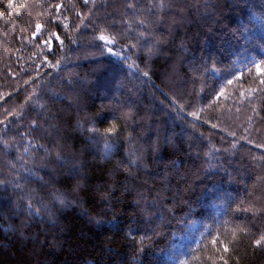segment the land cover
<instances>
[{
  "label": "trees",
  "instance_id": "1",
  "mask_svg": "<svg viewBox=\"0 0 264 264\" xmlns=\"http://www.w3.org/2000/svg\"><path fill=\"white\" fill-rule=\"evenodd\" d=\"M262 81L264 0H0V264H264Z\"/></svg>",
  "mask_w": 264,
  "mask_h": 264
},
{
  "label": "snow or ice",
  "instance_id": "2",
  "mask_svg": "<svg viewBox=\"0 0 264 264\" xmlns=\"http://www.w3.org/2000/svg\"><path fill=\"white\" fill-rule=\"evenodd\" d=\"M85 2H87V0H85ZM141 23H143V22H141ZM149 51H151V49H149ZM261 83H264V81H262ZM105 147L107 148L109 146L106 144ZM51 195H52V199L54 201H58L61 205H63L65 203L61 196H57L55 193H52ZM45 207H47V206L45 205ZM29 208H32L31 204H29ZM33 211L35 212L36 215H39L40 210L38 208H33ZM262 242H264V236H262L260 239L256 240L257 246H259Z\"/></svg>",
  "mask_w": 264,
  "mask_h": 264
}]
</instances>
